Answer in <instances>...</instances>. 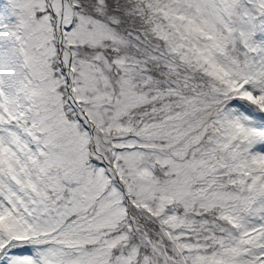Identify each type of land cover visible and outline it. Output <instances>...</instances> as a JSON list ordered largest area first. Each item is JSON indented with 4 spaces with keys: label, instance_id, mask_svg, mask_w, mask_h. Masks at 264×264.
Returning a JSON list of instances; mask_svg holds the SVG:
<instances>
[{
    "label": "snow or ice",
    "instance_id": "6c2138e0",
    "mask_svg": "<svg viewBox=\"0 0 264 264\" xmlns=\"http://www.w3.org/2000/svg\"><path fill=\"white\" fill-rule=\"evenodd\" d=\"M0 264H264V0H0Z\"/></svg>",
    "mask_w": 264,
    "mask_h": 264
}]
</instances>
